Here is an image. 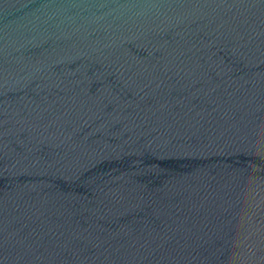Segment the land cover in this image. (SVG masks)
I'll return each instance as SVG.
<instances>
[{
  "label": "water",
  "instance_id": "95a60500",
  "mask_svg": "<svg viewBox=\"0 0 264 264\" xmlns=\"http://www.w3.org/2000/svg\"><path fill=\"white\" fill-rule=\"evenodd\" d=\"M0 264H264V0H0Z\"/></svg>",
  "mask_w": 264,
  "mask_h": 264
}]
</instances>
